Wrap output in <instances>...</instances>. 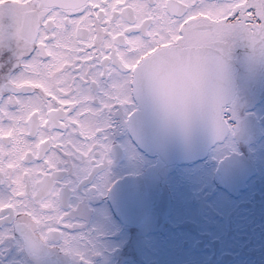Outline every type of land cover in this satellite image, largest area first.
<instances>
[{"label":"snow or ice","instance_id":"snow-or-ice-1","mask_svg":"<svg viewBox=\"0 0 264 264\" xmlns=\"http://www.w3.org/2000/svg\"><path fill=\"white\" fill-rule=\"evenodd\" d=\"M0 19V264H97L116 158L148 143L152 120L217 144L242 130L237 98L209 100L182 83L148 80L185 41L247 35L264 56V0H18ZM223 52V49H217ZM139 158V157H137ZM31 241L32 250L25 244Z\"/></svg>","mask_w":264,"mask_h":264},{"label":"flooded vegetation","instance_id":"flooded-vegetation-1","mask_svg":"<svg viewBox=\"0 0 264 264\" xmlns=\"http://www.w3.org/2000/svg\"><path fill=\"white\" fill-rule=\"evenodd\" d=\"M17 2L0 0V9ZM0 19L9 22L7 11ZM247 40L238 34L214 42L235 67L241 132L221 146L209 143L203 124L185 133L152 120L148 143L118 154L116 183L97 202L105 214L97 264H264V56L251 46L232 51ZM25 222L39 245L33 264L46 253L54 259L39 225ZM25 247L32 250L31 241Z\"/></svg>","mask_w":264,"mask_h":264},{"label":"clouds","instance_id":"clouds-1","mask_svg":"<svg viewBox=\"0 0 264 264\" xmlns=\"http://www.w3.org/2000/svg\"><path fill=\"white\" fill-rule=\"evenodd\" d=\"M215 49L211 40L185 41L157 58L148 69V80L161 86L182 83L210 100L221 86Z\"/></svg>","mask_w":264,"mask_h":264},{"label":"water","instance_id":"water-1","mask_svg":"<svg viewBox=\"0 0 264 264\" xmlns=\"http://www.w3.org/2000/svg\"><path fill=\"white\" fill-rule=\"evenodd\" d=\"M215 62H216V66H217V71L218 68H225V71L227 72V75L223 72L219 74V78L221 80V86L218 87L217 90L219 89H223L226 91L227 95L231 98L232 94H233V90H234V74H233V67H231L230 63L228 61H225L223 59H221L219 57V55L216 53V57H215ZM228 73H230L228 75ZM213 139L209 138V143L212 144ZM201 152H204L201 151Z\"/></svg>","mask_w":264,"mask_h":264},{"label":"rangeland","instance_id":"rangeland-1","mask_svg":"<svg viewBox=\"0 0 264 264\" xmlns=\"http://www.w3.org/2000/svg\"><path fill=\"white\" fill-rule=\"evenodd\" d=\"M194 171H195V174L197 176V182H196V184H201L202 181H203V175H202V173L200 171H197V168H195Z\"/></svg>","mask_w":264,"mask_h":264}]
</instances>
